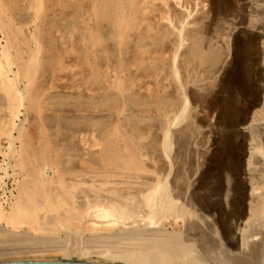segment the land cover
<instances>
[{"label":"bare ground","instance_id":"obj_1","mask_svg":"<svg viewBox=\"0 0 264 264\" xmlns=\"http://www.w3.org/2000/svg\"><path fill=\"white\" fill-rule=\"evenodd\" d=\"M156 1H159V7L166 8L165 13L167 11L172 13L175 19L182 20L189 14L185 15L183 5L188 0H88L92 7L96 30L91 32L85 29L81 32L85 48V53L80 59L81 89L71 95L43 96L39 78L46 75L52 77L55 72L63 71L65 66L60 53L58 55L51 53L55 46L51 23L45 20V15L41 12L42 5L36 7L40 18L32 34L36 47L34 51H29L27 44L24 46L21 44L22 46H16L15 50L18 74L26 81L25 91L16 92L15 80L9 82L0 80V86L8 96L15 91L16 100L22 102L25 109L30 106L37 112L44 107H53L57 112L60 107L74 101L85 115L80 118L71 117L62 124L64 127L74 126L72 133L84 135L94 133L97 139L92 142V146L98 148L87 149L85 153L87 163L97 168L96 179L78 183L75 180L67 182L63 178V173H71L73 168L60 169L62 158L56 153L57 142L65 134L59 127L52 132L54 135L52 150L45 143H41L37 150L31 144L32 139L25 136V133L26 139L22 142L17 163L25 172L24 175L32 178H23L18 182L16 201L9 214L5 215L0 208V221L10 226L9 230H5L6 226H0V234L5 235L4 239L0 238V244L16 249L18 246H26L27 243L34 247L55 245L59 242V238L54 236L58 229H72L73 234L78 237L87 234L83 240L86 246L96 243L112 245L115 250L108 254L125 264H207L200 252H195L194 243L185 239L182 233L148 229V222L143 226H135L137 216L142 212L144 217L148 218L150 215L155 224L161 223L163 226L164 220L171 218L175 221L188 213L186 208L178 205L174 194L172 195L169 190V169L168 175L160 171L164 180H159L154 177L146 162L148 152L153 153L158 146L156 138L150 132L155 119L153 117L157 116H153L152 113L158 114L161 118L159 123V130L163 134L162 142L160 141L161 150L164 156L169 157L173 140L171 127L180 124L188 116L185 114L187 112L185 107L189 97L185 91L192 95L191 101L199 95L202 99L203 94L208 91L206 84L189 80L188 74L190 71L192 73L194 68H208L212 73H217L225 65V59L218 48H215L216 45L214 47L211 45L209 34L201 32L202 25L198 19L190 22L192 26L187 31H184L185 22L178 25V29L176 24L175 28L173 27L176 31L173 32H179L173 34V39L169 38L172 31L168 26H155L152 23L154 18L151 11L153 8L156 10ZM73 2L68 1V5L74 6ZM12 5V0L0 2L1 8L5 10L12 8ZM242 6L255 14L256 21L253 23L242 21L239 28L249 31L247 35L253 37V40H261L264 38V0H244ZM115 10L118 13H115ZM168 21L175 20L168 18ZM43 29L47 30L45 34L42 32ZM22 34L19 28L9 34L7 41L10 48L21 38L25 39ZM169 52L173 53L172 57L166 59L165 55ZM152 55H156V59H153ZM110 63L116 65L114 82H109L106 70ZM161 65L164 66L165 74L171 75L173 84L170 85L172 88L170 90L175 91L176 95H172L171 91H165L169 89V85L168 87L164 85L161 81L163 78L159 77ZM136 72L155 79L159 93L141 94L140 86L136 84L134 78ZM3 73L0 55V75ZM88 90L90 92H87ZM105 111L119 116L124 111L125 115L119 125H114L103 115ZM134 116L139 117L135 118L136 122L133 121ZM191 124L188 122L185 128L190 129ZM155 128L153 129L157 130ZM185 128L182 129L183 132L187 130ZM261 129L263 135L260 157L254 164L264 168V127ZM65 133L69 134V131ZM254 133L255 131H252L251 137H254ZM50 162L55 163L60 169L56 179L47 176L49 171L53 172ZM168 166L171 167V164ZM110 167L112 169H109ZM87 172L92 171L87 169ZM32 231L37 235H30ZM263 241L259 243L250 241L245 246L242 244V248L256 251V254L257 251L261 253L264 252ZM230 245L236 247V240ZM216 262L211 264H218ZM233 262L234 260L232 264H235Z\"/></svg>","mask_w":264,"mask_h":264},{"label":"rangeland","instance_id":"obj_2","mask_svg":"<svg viewBox=\"0 0 264 264\" xmlns=\"http://www.w3.org/2000/svg\"><path fill=\"white\" fill-rule=\"evenodd\" d=\"M3 1L0 0V2ZM12 1L13 5L9 10L2 9L0 6V55L4 69L0 80L4 82L15 80L16 92L25 91L26 81L18 74L15 50L18 45L27 44L29 51H34L36 46L32 40V34L35 25L40 21L35 9L42 5L41 12L44 13L45 20L51 23L52 37L55 41V50L53 49L51 53L53 55L60 53L65 66L63 71L55 72L52 77L46 75L39 78L43 96L71 95L80 90L79 83L82 77L80 59L85 53L81 32L85 29L91 32L96 30L92 7L88 0ZM68 1L71 3L75 1L74 6H69ZM243 1L188 0L190 8L187 2L183 5H185L184 10L188 11L184 12L185 15L189 14L182 18L183 21L179 18L175 19V16L168 11L170 15L165 13L166 8L159 7V1H156L158 9L164 10H158L155 6L156 10L153 8L151 11L154 18L152 23L155 26L165 25L172 31L170 39H173V34L179 32H173L178 29V25L185 22L184 31H187L192 26L190 22L198 19L197 21L202 25L201 32L209 34L211 45L213 47L216 45L215 48H218L217 50L225 59V65L217 73H212L208 68H194L193 72L190 71L188 74L189 80L206 84L208 93L205 92L202 99L199 95V97L196 96V101H191L192 95L185 91L186 96L189 97L185 107L187 111L185 114L188 116L180 124L171 127L173 128L171 129L173 151L170 150L169 157L164 156L161 150L163 137L159 130L161 118L156 113H152L153 116L157 115L154 117L146 114L155 118L152 130H149L156 138V146H160L155 147L153 153L148 152V158L145 157L148 167L154 177L159 180H164L162 171L166 172L164 174L170 172L169 190L172 195L174 194L178 205L186 208L188 213L175 221L171 218L164 220L163 226L161 223L155 224L154 220L150 219V215L148 218L144 217L142 212L137 216L138 223L136 222L135 226H143L148 222V229H163L162 232L165 233H182L185 239L194 243L195 252H200L207 264L216 261L218 264H225V262L232 264L233 260L235 264L243 262L264 264V252L257 251L256 254V251L242 248V244L245 246L250 241L259 243L264 240V168L254 164L260 157L263 135L261 127H264V38L255 41L253 37L247 35L249 31L239 28V23L242 21H250L249 23L256 21L255 14L249 8L242 6ZM148 12H150L149 9ZM115 13L118 12L115 10ZM172 17L175 21H168V18L173 20ZM144 22L146 21H142ZM171 23L174 25L172 26ZM176 24V29H173ZM16 28L21 29L25 39L21 38L20 44L17 42L10 48L7 37ZM45 31L47 30H42L44 34ZM206 44L207 41L204 42V45ZM169 53L165 55L166 59L172 57V52ZM152 57L156 59V55ZM163 67V65L160 66L159 77L163 78L161 81L164 85L166 84L167 87L169 85V89L165 90L169 92L172 89L170 85L173 84V79L169 73L165 74ZM106 70L109 82H114L115 63H110ZM121 77H124L123 73ZM134 78L136 84L140 86L141 94L159 93L155 79L139 72L134 73ZM16 92L8 96L0 86V208L5 215L10 213L16 201L18 182L23 178H32L24 175L25 172L17 163L19 150L26 135L32 139L31 144L37 150L41 143H45L52 150L53 130L59 127L64 132L65 136L57 142L56 153L62 158L60 169L73 168V172L63 173V178L67 182L75 180L80 183L87 179L95 180V170H97L95 165L87 163L85 153L87 149L98 148L92 146V142L97 139L94 133L86 135L72 133L74 126L64 127L62 124L71 117L80 118L85 115L74 101L60 107L57 112L53 107H44L37 112L28 105L25 109L24 104L16 100ZM174 92L170 93L176 95ZM103 115L110 119L112 124L119 125L125 112L123 111L119 116L105 111ZM135 118L139 117L134 116V122H136ZM188 122L192 123L190 129L185 128ZM183 127L187 129L184 132ZM66 131H69V134L65 133ZM252 131H255L254 137H251ZM52 156L55 157L54 153ZM169 164L171 167L168 166ZM51 168L53 172L49 171L47 176L50 179H56L60 169L53 162ZM87 169L92 172H87ZM0 226H6L5 230L10 228L4 221H0ZM58 230L54 236L59 238V242L55 245L34 247L27 243L26 246H18L16 249V247L9 248L6 244H0V262L77 260L125 264L122 260L113 259L108 254L115 250L112 245L96 243L86 246L83 240L87 234L78 237L73 234L72 229ZM30 235H37V233L32 231ZM4 237L5 235L0 234V238L4 239ZM234 240H236V247L230 245Z\"/></svg>","mask_w":264,"mask_h":264},{"label":"water","instance_id":"obj_3","mask_svg":"<svg viewBox=\"0 0 264 264\" xmlns=\"http://www.w3.org/2000/svg\"><path fill=\"white\" fill-rule=\"evenodd\" d=\"M0 264H120V263H98L90 261H77V260H56V261H5Z\"/></svg>","mask_w":264,"mask_h":264}]
</instances>
